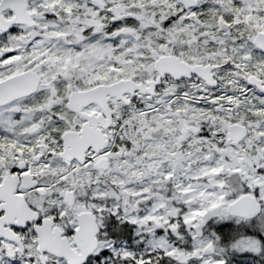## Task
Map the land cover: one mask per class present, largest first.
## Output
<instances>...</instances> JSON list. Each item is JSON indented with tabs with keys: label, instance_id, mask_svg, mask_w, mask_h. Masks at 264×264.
<instances>
[{
	"label": "snow or ice",
	"instance_id": "1",
	"mask_svg": "<svg viewBox=\"0 0 264 264\" xmlns=\"http://www.w3.org/2000/svg\"><path fill=\"white\" fill-rule=\"evenodd\" d=\"M0 264H264V0H0Z\"/></svg>",
	"mask_w": 264,
	"mask_h": 264
}]
</instances>
